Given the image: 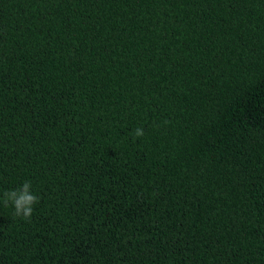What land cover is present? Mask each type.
Here are the masks:
<instances>
[{
	"label": "trees",
	"instance_id": "trees-1",
	"mask_svg": "<svg viewBox=\"0 0 264 264\" xmlns=\"http://www.w3.org/2000/svg\"><path fill=\"white\" fill-rule=\"evenodd\" d=\"M25 181L0 264H264V0H0V195Z\"/></svg>",
	"mask_w": 264,
	"mask_h": 264
},
{
	"label": "clouds",
	"instance_id": "clouds-1",
	"mask_svg": "<svg viewBox=\"0 0 264 264\" xmlns=\"http://www.w3.org/2000/svg\"><path fill=\"white\" fill-rule=\"evenodd\" d=\"M143 135L142 128L135 129L136 137ZM0 200L5 207L11 203L15 209V215L25 220H30L34 206L39 203V197L33 193L30 181H25L19 188L4 191L0 195Z\"/></svg>",
	"mask_w": 264,
	"mask_h": 264
}]
</instances>
